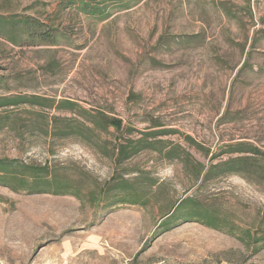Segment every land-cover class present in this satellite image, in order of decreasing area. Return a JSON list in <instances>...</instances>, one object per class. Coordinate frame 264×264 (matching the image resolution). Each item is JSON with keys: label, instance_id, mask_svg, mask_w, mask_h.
<instances>
[{"label": "rangeland", "instance_id": "1", "mask_svg": "<svg viewBox=\"0 0 264 264\" xmlns=\"http://www.w3.org/2000/svg\"><path fill=\"white\" fill-rule=\"evenodd\" d=\"M0 264H264V0H0Z\"/></svg>", "mask_w": 264, "mask_h": 264}, {"label": "trees", "instance_id": "2", "mask_svg": "<svg viewBox=\"0 0 264 264\" xmlns=\"http://www.w3.org/2000/svg\"><path fill=\"white\" fill-rule=\"evenodd\" d=\"M112 125L114 126H118L120 127L121 126V122L119 123H114L112 122ZM192 200H183L178 206L174 207V209L168 213L165 217H167L166 221L164 222V226H168V224L170 223V221H172L173 219H176L179 215V213H181V215H187L189 218H196V217H200L201 214L199 212H195L194 209L192 210H189L188 212L186 213H183L182 210L185 208L186 205H189V203L191 202ZM200 215V216H198ZM203 215V214H202ZM209 223V225L213 226V224H211L210 220H207Z\"/></svg>", "mask_w": 264, "mask_h": 264}]
</instances>
